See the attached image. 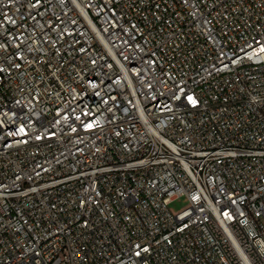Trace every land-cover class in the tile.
Listing matches in <instances>:
<instances>
[{"label": "built area", "instance_id": "2783aa9c", "mask_svg": "<svg viewBox=\"0 0 264 264\" xmlns=\"http://www.w3.org/2000/svg\"><path fill=\"white\" fill-rule=\"evenodd\" d=\"M0 264H264V0H0Z\"/></svg>", "mask_w": 264, "mask_h": 264}, {"label": "rangeland", "instance_id": "374dc122", "mask_svg": "<svg viewBox=\"0 0 264 264\" xmlns=\"http://www.w3.org/2000/svg\"><path fill=\"white\" fill-rule=\"evenodd\" d=\"M188 205V199L185 196H179L172 201L170 208L173 212H178L186 208Z\"/></svg>", "mask_w": 264, "mask_h": 264}]
</instances>
